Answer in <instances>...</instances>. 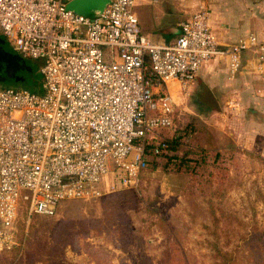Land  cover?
Returning <instances> with one entry per match:
<instances>
[{"label": "built area", "instance_id": "built-area-1", "mask_svg": "<svg viewBox=\"0 0 264 264\" xmlns=\"http://www.w3.org/2000/svg\"><path fill=\"white\" fill-rule=\"evenodd\" d=\"M68 1L0 0V35L41 75L38 92L0 87V253L22 246L23 205L29 224L100 197L110 173L120 188H137L147 146L167 149L160 132L178 113L169 82L191 88L210 61L234 78L253 52L251 72L264 84V32L221 46L203 9L159 45L141 32L138 0H109L95 17Z\"/></svg>", "mask_w": 264, "mask_h": 264}, {"label": "rangeland", "instance_id": "rangeland-1", "mask_svg": "<svg viewBox=\"0 0 264 264\" xmlns=\"http://www.w3.org/2000/svg\"><path fill=\"white\" fill-rule=\"evenodd\" d=\"M75 3L69 0L67 9ZM79 3L86 8L78 13L92 16L88 8L96 1ZM211 3L186 0L181 10L211 13ZM246 6L264 21V0ZM243 61L241 72L253 76L246 55ZM32 80L38 82V74L29 78L36 85ZM172 96L178 113L160 133L179 141L169 152L176 161L148 154L137 188H120L110 173L100 197L65 202L52 218L28 224L23 205L17 220L22 246L0 253V264H136L141 257L151 264H215L222 254L231 255L229 264H253L256 247L264 259V107L243 96L231 102L204 82Z\"/></svg>", "mask_w": 264, "mask_h": 264}, {"label": "crops", "instance_id": "crops-1", "mask_svg": "<svg viewBox=\"0 0 264 264\" xmlns=\"http://www.w3.org/2000/svg\"><path fill=\"white\" fill-rule=\"evenodd\" d=\"M81 1L84 0H74L76 3L71 4V9L75 13L83 15L78 13L86 8H82L79 3ZM91 1H96V5L88 8L92 9V16L89 17L98 16L109 3V0ZM185 1L138 0L134 12L139 19L142 34L155 44H173L181 33L180 24L194 14L186 16V12L181 10L185 8ZM211 2L214 7L213 12H209L211 25L221 46L232 45L241 38L247 37L250 33L263 35L264 21H260L263 15L260 14L259 10H251L250 6H246L250 4V0H211ZM160 4L163 5L161 6ZM139 8H144V13L140 14L138 12ZM179 20L181 21L180 23H178ZM244 55L248 59V64L254 59L253 52H247ZM223 65V63L218 61H210L202 68L197 82L207 84L213 94L227 95L231 102L243 96L248 101H255L257 108H263L264 97L262 94L264 84L262 80L253 73V76H248V74L242 72L232 78L227 68H224ZM244 65L246 66L247 64L245 63ZM167 89L173 95L180 88L177 83L169 82Z\"/></svg>", "mask_w": 264, "mask_h": 264}, {"label": "trees", "instance_id": "trees-1", "mask_svg": "<svg viewBox=\"0 0 264 264\" xmlns=\"http://www.w3.org/2000/svg\"><path fill=\"white\" fill-rule=\"evenodd\" d=\"M33 69H34V73L33 74H38V82H34V80H32V82L34 83H37L36 85H32L29 81V78H33V74L28 76V80L26 83H20V85L22 84L24 87L23 88H16L15 87V83L14 82H9V83H2L0 82V87H9V88H15V89H24V90H29V91H32V92H38L40 91V83H41V75L39 73V68L38 66H35L33 65ZM166 143H167V149L165 151H163L161 154L159 155H156L154 153V148H153V145L150 144L147 146V149H146V156L148 154H152L154 156H165L166 157V160H167V164L170 163L171 161H176L175 159L173 158H177L176 156H169V152H174L176 151V148L177 146L179 145V141H176V140H172V141H167L166 140ZM146 159V157H145ZM173 159V160H172ZM181 161L180 163H183L184 160H182L183 158H180ZM123 218L125 220L124 224L123 225H127L129 224V219L128 217L125 218V216L123 215ZM84 225V224H83ZM87 228L84 226V231H86ZM261 239V238H260ZM251 252L253 254L252 256V262L253 264H264V259L262 257V254H261V251H260V248L259 247H256V248H252L251 249ZM231 262V255H227V254H222L221 255V258H220V261L217 260V262L215 264H229ZM136 264H151L149 262V259L146 257H141Z\"/></svg>", "mask_w": 264, "mask_h": 264}, {"label": "water", "instance_id": "water-1", "mask_svg": "<svg viewBox=\"0 0 264 264\" xmlns=\"http://www.w3.org/2000/svg\"><path fill=\"white\" fill-rule=\"evenodd\" d=\"M33 73L30 61L22 58L0 35V82L26 83Z\"/></svg>", "mask_w": 264, "mask_h": 264}]
</instances>
